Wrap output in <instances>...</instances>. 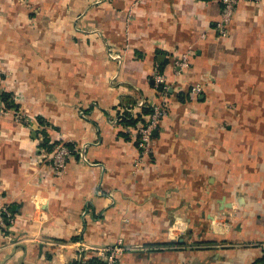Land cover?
Masks as SVG:
<instances>
[{"label": "crops", "instance_id": "0c3cea01", "mask_svg": "<svg viewBox=\"0 0 264 264\" xmlns=\"http://www.w3.org/2000/svg\"><path fill=\"white\" fill-rule=\"evenodd\" d=\"M220 9L0 0V264H85L119 240L117 264H264V0H239L226 35ZM156 72L168 112L142 156L121 120L162 100Z\"/></svg>", "mask_w": 264, "mask_h": 264}, {"label": "built area", "instance_id": "2783aa9c", "mask_svg": "<svg viewBox=\"0 0 264 264\" xmlns=\"http://www.w3.org/2000/svg\"><path fill=\"white\" fill-rule=\"evenodd\" d=\"M221 3L220 18L216 23L215 29L219 35H226L227 26L233 16L239 0H218ZM188 57L184 54L181 58L179 66H187ZM153 87L156 89L161 86L163 92L159 94L162 97L160 102H156L150 107V112L144 117V122H139L136 128L137 136V148L140 154L143 156L147 154L152 145L153 130L157 128L158 122L161 118L165 117L168 112L166 92L170 87L168 83V77L164 73L156 72L152 78ZM198 90L197 86L192 87V92ZM9 109L6 106L4 100L0 96V117L8 114ZM14 118L23 123H30L29 118L25 116L19 109L15 111ZM72 155V148L66 143L56 144L47 160L46 166L50 173L54 176L62 175L65 170L67 163ZM15 220V215L10 211L7 204L4 203L3 197L0 194V228L6 229L10 227ZM122 241H117L108 246H103L95 250L96 256L103 261L104 264H117V259L125 251Z\"/></svg>", "mask_w": 264, "mask_h": 264}, {"label": "trees", "instance_id": "16d2710c", "mask_svg": "<svg viewBox=\"0 0 264 264\" xmlns=\"http://www.w3.org/2000/svg\"><path fill=\"white\" fill-rule=\"evenodd\" d=\"M158 91H160V93H162L163 92V89H162V87L161 86H159V87H157L156 88V92H158ZM165 92H168V90L166 91L165 90ZM0 96H1V99L2 100H6V94H0ZM12 106V105H11ZM150 108H143L142 109V111H141V113L140 114H138V116H136L135 118H131L130 120H127L126 121V118H122V122H127V123H129V124H135V123H138L139 121L140 122H144V120H143V118L141 119V116H142V113L143 114H147V113H149L150 112ZM140 119V120H139ZM46 147H48V148H50L51 149V147L50 146H46ZM8 208L10 209V211L12 212V213H14V210H13V208L11 207V206H8ZM85 264H104L103 263V261L101 260V259H99V258H97V257H90L87 261H86V263Z\"/></svg>", "mask_w": 264, "mask_h": 264}, {"label": "water", "instance_id": "95a60500", "mask_svg": "<svg viewBox=\"0 0 264 264\" xmlns=\"http://www.w3.org/2000/svg\"><path fill=\"white\" fill-rule=\"evenodd\" d=\"M153 133H155V130H153Z\"/></svg>", "mask_w": 264, "mask_h": 264}, {"label": "bare ground", "instance_id": "6f19581e", "mask_svg": "<svg viewBox=\"0 0 264 264\" xmlns=\"http://www.w3.org/2000/svg\"><path fill=\"white\" fill-rule=\"evenodd\" d=\"M166 245V244H165Z\"/></svg>", "mask_w": 264, "mask_h": 264}]
</instances>
